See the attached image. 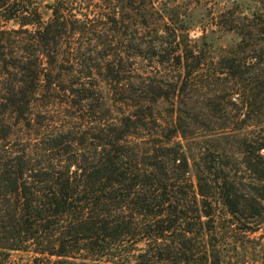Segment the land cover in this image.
<instances>
[{
  "label": "trees",
  "instance_id": "1",
  "mask_svg": "<svg viewBox=\"0 0 264 264\" xmlns=\"http://www.w3.org/2000/svg\"><path fill=\"white\" fill-rule=\"evenodd\" d=\"M35 3L0 0V264H225L240 236L254 234L264 255V135L252 116L255 96H264V8L213 13L227 32L262 38L243 56L216 57L206 31L191 38L194 10L179 0H54L47 21ZM92 56L100 59L91 64ZM138 61L176 73L169 91L148 83ZM208 65L228 99L209 100L206 120L193 122L208 135L190 139L185 109ZM51 68L108 71L132 110L99 124L91 157L54 153L61 135L41 155L12 140L39 92L52 88ZM75 82L80 103L93 98ZM159 101L171 103L172 128L154 114ZM151 124L161 133L138 137ZM177 137L195 147L171 144Z\"/></svg>",
  "mask_w": 264,
  "mask_h": 264
},
{
  "label": "rangeland",
  "instance_id": "2",
  "mask_svg": "<svg viewBox=\"0 0 264 264\" xmlns=\"http://www.w3.org/2000/svg\"><path fill=\"white\" fill-rule=\"evenodd\" d=\"M54 0H36L37 6L43 21H47L51 16L50 10L47 8L53 3ZM179 4L190 7L194 11L195 22L191 38L193 40H200L206 31L205 37L209 42H213L216 49V57L225 51L233 49L243 56V49H249L251 45L261 43L262 38L258 35L253 37L235 35L227 32L225 25L217 26L216 22L212 20L213 13H219L223 7L231 8L233 5H238L241 10L246 14L248 9L255 6L264 8V0H179ZM224 23V22H223ZM240 26L241 33L249 35L251 28L250 23L243 22ZM224 25V26H223ZM9 28L19 29L16 23L12 22L8 25ZM67 36H64L66 39ZM78 42H85L87 39L77 36ZM66 42V41H65ZM126 57V56H125ZM100 59L99 56L91 57V64L95 59ZM127 58V57H126ZM129 63V62H128ZM137 68L140 73L146 75V81L158 82L162 85L166 92L170 89L169 84L177 76L167 67H160L158 70L150 68L149 61H138ZM53 80L52 88H44L39 92L36 99L33 101L29 112L26 113L25 119L20 120L16 124L14 137V144L20 149L28 148L32 152L45 153L43 150L48 149L53 145L51 141L56 135H61L66 141L60 151L54 153L58 155L72 156L76 151L80 150L86 152L90 157L93 155V147L96 141L94 137L99 132V124L119 123L124 117L131 113L123 102V96L116 91L118 85L117 81L112 80L114 77L109 76L108 71L82 69L75 75H72L66 68H51L49 71ZM215 69L205 66L200 76H197V86L188 97L189 109L187 110V127H185L188 138L198 137L200 135H208L207 132L199 130L193 122L198 118L199 121L206 120L207 112L203 109L209 103V100L216 96L220 102L226 103L228 97V89L225 83L214 79ZM130 76V66L124 64L120 70L119 80L123 83ZM117 77V76H115ZM80 80L82 85H85L90 90V95H93L87 102L80 103V98L77 94L72 92V89L80 86H74L75 81ZM125 81V82H124ZM72 88V89H71ZM238 89V87H237ZM236 89V91H238ZM238 97V96H236ZM242 97H240L241 99ZM253 107L252 116L258 117L262 124L258 128H253L256 134L264 135V96L260 92ZM222 99V100H221ZM216 100V101H218ZM154 114L159 119L160 125L163 127L172 128L173 118L170 116L171 103L166 101H159L157 106L153 107ZM191 117V118H190ZM159 131V127L149 126L147 131H139L138 137L149 138ZM163 139L166 137L167 132L160 134ZM192 140L184 141L181 137L174 138L171 144L181 143L182 145L189 144L195 147ZM201 143V140H199ZM84 149H86L84 151ZM196 151L193 148L192 155ZM264 154V151L262 152ZM188 177L195 182L194 171L190 168ZM220 216H222L220 214ZM259 234L240 236L241 241L236 243L235 250L229 249L227 260L225 264H264V255L260 250L257 238ZM256 238V241L252 239Z\"/></svg>",
  "mask_w": 264,
  "mask_h": 264
}]
</instances>
